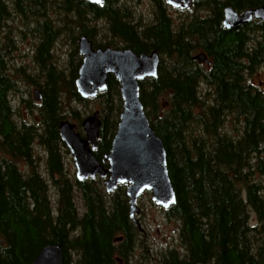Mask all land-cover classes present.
Wrapping results in <instances>:
<instances>
[{
  "label": "trees",
  "instance_id": "trees-1",
  "mask_svg": "<svg viewBox=\"0 0 264 264\" xmlns=\"http://www.w3.org/2000/svg\"><path fill=\"white\" fill-rule=\"evenodd\" d=\"M40 1L44 0H17L18 9L34 22L42 13L25 8L39 4L42 10ZM152 1L151 23L137 20L131 7H117V0H82L77 12L80 36L91 40L96 29L90 27L87 14L107 21L111 38L93 41L96 48L130 47L137 53L162 54L158 77L140 81L146 113L167 149L177 194L170 212L180 222L184 249L165 252L162 264H264V88L249 79L264 71V20L232 29L223 24L228 6L242 12L264 5V0H199L196 13L180 23L171 19L166 0ZM65 9H75L74 2L67 1ZM202 9L207 13L199 14ZM9 10L6 0H0V44L11 43L4 34ZM38 26L33 30L42 43L38 62L45 60L40 121L16 119L11 101L15 82L0 47V264H32L50 243L63 247L65 264H72L70 250L77 252V264H119L116 255L127 260L126 248L138 231L130 217L126 186L108 200L102 179L79 181L63 159L61 122L76 120L83 133V117L71 106L88 100L76 86L83 57L76 46L68 65L60 67L53 49L62 31L50 22ZM199 52L207 53L211 65L194 59ZM108 82V89L98 96L103 124L94 154L101 162L112 148L123 110L119 81L111 75ZM202 84L208 86L206 92ZM164 96L167 103L162 102ZM66 107L70 111H64ZM230 117L236 121L232 131L226 130ZM36 141L47 153L56 204L49 180L35 168L24 173L17 165L16 160L34 165ZM76 191L84 203L82 213ZM123 235L124 241L116 245L114 239Z\"/></svg>",
  "mask_w": 264,
  "mask_h": 264
},
{
  "label": "water",
  "instance_id": "water-1",
  "mask_svg": "<svg viewBox=\"0 0 264 264\" xmlns=\"http://www.w3.org/2000/svg\"><path fill=\"white\" fill-rule=\"evenodd\" d=\"M88 1L100 4L105 0ZM167 1L182 8L190 7L194 2ZM255 18L264 20V5L242 12L228 6L223 24L232 29ZM78 47L79 54L83 56L76 79L80 95L83 98L98 96L108 89L109 78L113 75L120 83L123 110L112 148L103 159L108 167L93 152L98 146L103 124L99 110L83 120L84 136L77 130L75 123L63 120L59 127L61 139L73 156L79 181L96 179L98 176L107 178L105 185L108 192L115 191L119 185H126L131 217L137 227L143 230L137 215L141 212L138 200L144 192L150 191L152 200L164 208L177 202L168 168L167 149L163 139L155 133L140 97V81L155 79L159 75L161 54L158 50L137 53L130 47L94 48L93 41L86 35L78 39ZM194 58L200 63H211L205 52L196 54ZM35 99H42L39 89L35 90ZM32 264H65L63 247L52 243L45 245Z\"/></svg>",
  "mask_w": 264,
  "mask_h": 264
},
{
  "label": "rangeland",
  "instance_id": "rangeland-1",
  "mask_svg": "<svg viewBox=\"0 0 264 264\" xmlns=\"http://www.w3.org/2000/svg\"><path fill=\"white\" fill-rule=\"evenodd\" d=\"M53 0H45L46 7L51 6L50 10H48V16L53 19L55 24L63 25L66 18L70 19L66 13L62 10L57 8L56 5H51ZM124 2L127 4L128 7H131V9L134 11V16L137 18V20L141 19L144 23H151L154 18V6L151 0H124ZM169 13L172 15L173 19L178 23H180L185 16H192L196 12L194 10H185V11H178L176 9H170ZM199 14H206L207 12L205 10H200L198 12ZM10 19V20H9ZM7 22L5 21V28L4 33L5 35L9 36V39L11 43H16V45L20 48V50L15 52V55H22L23 57L20 58V60H24L22 64L34 66L33 62V54L31 46L34 47V43H38V35H33L28 27L32 26L24 17H9ZM72 19V18H71ZM29 22V23H27ZM92 28L95 26V32L93 36V41L95 43H102L105 42L106 38H111L108 23L105 19L96 20L92 24ZM79 29L76 27H69V29L63 30V33L57 38L55 42V46L53 49V55H54V61H57L59 63V66L64 68L66 65H68V62L70 61V54L72 53V49H74L76 46L78 48V42L74 43V38H80ZM118 43H121L120 41ZM12 70L11 75H13L14 78L20 79V73L24 72L25 70L23 68L17 70L16 74V68L18 66H21L22 64H16L14 62H11ZM251 83H253L256 86H259L261 88H264V71L255 74L252 77H249ZM22 80V78H21ZM25 82V81H24ZM21 87H26L25 94L27 91L30 92L28 96H30L33 99V102L38 103L37 100L33 97V91L35 88L34 84H28V83H22L20 85ZM202 91L206 92L208 90V86L205 84L201 85ZM15 95V94H14ZM20 95L14 96V98H11V101L14 105L15 111H16V119H25L28 122H35L39 120L40 116L37 114V111L31 112L29 108H23L22 110L19 109L20 107ZM168 96L162 97V102L167 103ZM72 107L78 108V111L80 112V115L84 118L88 117L89 115H92L95 111H100L102 116V108H103V101L99 97L97 98H90L86 100L83 103H79L77 101H74L71 103ZM166 105H163V109H166ZM64 111H70V107H66ZM72 123H76L78 125V121L70 119ZM236 122L233 118H229L226 123V130L232 131L233 128H235ZM34 154H35V160L34 165H28L24 160H16L17 165L19 168L24 172L28 173L32 170V168H35L38 170L44 178H47L49 180L50 184V193L53 199L54 204H56L57 195L56 190L54 189L52 183L50 182V176H48L47 173V164H46V151L43 146L40 145L38 141L35 142L33 145ZM63 159L65 161V167L66 170L72 174V176L76 177V167L74 163L73 156L68 148L63 149ZM103 181V180H102ZM103 186L105 188V184L103 182ZM105 192L108 193L105 189ZM116 192L108 193L107 199L110 200L113 195H115ZM76 204L78 206V209L80 213L84 211V203L80 196V193L76 191ZM142 212L139 216V219L141 220V223L146 230V235L142 234L140 239H142L144 242L134 250L132 256H131V262L132 264H162L161 255L163 252L167 251L170 248H179L180 247V239H179V232L178 228L180 225V222L176 219L170 220L164 210L157 204L154 203L151 197V193H145L139 198L138 201ZM253 223H255V220L253 218ZM71 258H72V264H77L78 262V254L77 252L70 250Z\"/></svg>",
  "mask_w": 264,
  "mask_h": 264
},
{
  "label": "flooded vegetation",
  "instance_id": "flooded-vegetation-1",
  "mask_svg": "<svg viewBox=\"0 0 264 264\" xmlns=\"http://www.w3.org/2000/svg\"><path fill=\"white\" fill-rule=\"evenodd\" d=\"M67 1H69V0H53L52 3H51V5H56L57 8L60 9V11L63 10L66 13V15L70 18V19L66 18L62 26L58 25V24H55V22H54L55 20L53 21V19L48 16V10H50L51 6L46 7L45 0L43 2H41V1L38 2V3H40L42 5L41 6V7H43L42 10H40L39 4H37V6H35L34 4H32V6L31 5L26 6L25 10L27 12H31L33 10V8H35V10L38 13H42V14L39 15V18H37L34 22L33 21L31 22L32 26L28 27L29 31L34 35L35 32H33V30H35L37 27L39 28L38 24L41 23V22H50L52 24V27L57 29V30L62 31L61 33H63V30L69 29V27H71V26L76 27L77 29L80 30L82 24H81L80 18L78 17L79 14H78L77 10L80 8L82 0H72L74 2V5H75V9H72V10L65 9V3ZM198 1L199 0H194V2L191 4V6L187 7V8L174 7V6L169 5L168 6V13H169L170 9H176V10H178L180 12L181 11H185V10H194L196 12V8L195 7H196V4H197ZM6 4H7V6L10 9L9 10V13H10L9 17H12V18H13V16H15L17 18H19V17L23 18V16L25 17L24 12L22 10L19 11V9H18L19 8L18 7L19 4H18L17 0H6ZM93 4H97V3H93ZM120 5H125V7H128L127 4L124 2V0H117L116 6L119 7ZM45 7H46V9H45ZM94 15H95L94 13L93 14H87V16L91 17V20H92V23L90 24L91 28L93 26L92 25L93 22L96 21V16H94ZM169 15L171 16V19L175 21V19H173L172 15L170 13H169ZM25 19L27 21H29V22L32 20L27 15H26ZM89 20H90V18H89ZM29 22H27V23H29ZM35 36H36V34H35ZM40 38L41 37L38 35V43H34V47L31 46V49H32L31 51H32V53L34 52V54H33L34 66H29V65L26 66V65L22 64L24 62V60L21 61L20 58H22L23 56L21 54L20 55H15V52L17 50L18 51L20 50V48L16 45V43H1L0 44V47H1L2 52H3V56H4L5 60L8 62L9 66H12L11 62H14L16 64H19V63L22 64L21 66H18L15 69L16 70V74H17V70L18 69L23 68L25 70L24 72L20 73V77L22 78V80H21V78L18 79V78H14L13 77V80L15 82V87H14V91L12 92L11 98H14V96L18 97V94H19L20 95L19 103L21 105L18 108L21 109V110L23 108H29V110L31 112L37 111V114H39V110H38V109H40L39 104L44 99V93H45V60H44L43 64H39V62H38V59H39V48H40V45L42 44V43H39L40 40H41ZM13 71H14V69L11 72H13ZM33 79L36 80L35 84L33 83ZM24 81L26 83H28V84L30 83V84H34L35 85V88H34V91H33L34 99H35V90L39 89L41 91L42 99L40 101L37 100L38 103L33 102V99L30 96H28L30 94L29 91H27V93L25 94L26 87H21L20 86L22 83H25ZM14 110H15V108H14ZM39 116H40V114H39ZM20 119H22V118H20ZM23 120L26 121L25 119H23ZM20 121H22V120H20ZM38 121H40V118H39ZM26 122H28V121H26ZM35 122H37V121H35ZM31 123H34V122H31ZM99 179H102L103 182L105 183V180L107 178H101L100 176H98L95 180H99ZM114 192H116V191H114ZM145 193H149V192H145ZM128 200H129V198H128ZM128 203H129V201H128ZM138 205H139V203H138ZM139 207H140V205H139ZM161 208L164 210V212L166 213L167 217L170 220L176 219V218L171 216V212H170L171 211V206L169 208H164V207H161ZM141 212H142V209H141ZM141 212L137 216L138 219H139V216L141 215ZM129 213H130V205H129ZM130 217H131V214H130ZM131 219H132V217H131ZM132 221L134 222L133 219H132ZM140 223H141V220H140ZM134 224L137 226V224L135 222H134ZM141 225H142V223H141ZM142 227H143V225H142ZM179 227H180V225H179ZM145 232H146V230L143 227V230H140L138 228V231H135L133 233L131 244H130V246L128 248H126L127 249V255H128L127 260H124L122 257L116 255V258L119 260L118 261L119 264H132L131 256H132L134 250L138 247V245H140V244H142L144 242L142 239H140V237H141L142 234L146 235ZM178 232H179V228H178ZM179 235H180V232H179ZM124 239H125L124 235L123 236H118V237H116L114 239V243L116 245H120L124 241ZM170 249H173V248H170ZM170 249H168L167 251H169ZM177 249H179L181 251H184V249L182 248L181 245ZM167 251H165V252H167ZM165 252H163L162 255ZM162 255H161V257H162ZM160 262H162V260Z\"/></svg>",
  "mask_w": 264,
  "mask_h": 264
}]
</instances>
